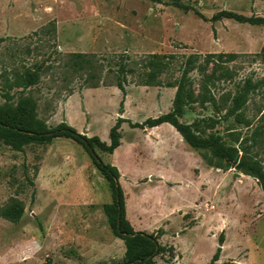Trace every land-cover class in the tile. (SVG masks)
<instances>
[{
	"label": "rangeland",
	"instance_id": "1",
	"mask_svg": "<svg viewBox=\"0 0 264 264\" xmlns=\"http://www.w3.org/2000/svg\"><path fill=\"white\" fill-rule=\"evenodd\" d=\"M220 11L264 17V0H0V105L16 88L5 79L40 68L39 83L27 92L47 126L67 123L79 134L109 144L118 117L142 123L172 109L175 88L138 86L141 60L150 54L171 56L160 80L180 79L184 62L197 100L179 119L191 124L213 119L204 135H219L228 146L251 144L256 128L264 132V25L238 23ZM73 53L92 55L96 89L85 73L67 66ZM126 97L114 85L121 65ZM98 78L94 80L96 82ZM256 85L242 109L248 124L224 119L245 82ZM205 95L207 102L198 97ZM113 154L95 150L97 159L119 172L126 219L137 232H162L158 242L174 248L156 264H208L216 248L217 264H264V194L256 180L235 169L209 167L185 150L167 125L155 129L120 128ZM251 154L264 168V134ZM157 173L165 175L167 184ZM241 176H236L235 174ZM22 202L17 223L0 217V264H107L123 259L124 244L103 214L111 190L86 151L65 137L30 144L22 152L0 140V209ZM223 236V245L218 244Z\"/></svg>",
	"mask_w": 264,
	"mask_h": 264
},
{
	"label": "trees",
	"instance_id": "2",
	"mask_svg": "<svg viewBox=\"0 0 264 264\" xmlns=\"http://www.w3.org/2000/svg\"><path fill=\"white\" fill-rule=\"evenodd\" d=\"M223 18L234 20L238 23L251 25H264V17H245L230 11H220L213 18L216 22ZM171 56L150 54L141 60L143 72L139 75L138 86L144 87H165L175 88V94L172 101V109L165 114L155 118H147L142 123H132L129 120L118 117L114 125L109 130V144L100 141L97 136L86 137L79 134L74 128L65 122H61L55 127H49L37 116V104L34 98L27 94L31 88L39 83L40 68L25 69L17 71L12 75V79H5L4 85L7 88H16L17 100L11 103L12 98L5 95L4 104L0 105V140L11 146L15 151L22 152L24 147L30 144L46 145L50 144L55 138L65 137L79 144L88 154L93 166L100 172L109 184L111 190V202L103 204L102 210L106 217V222L112 234L120 239L124 244L123 259L119 262H110L107 264H156L154 258L163 255L165 252L173 255L172 246H162L158 240L162 236L159 231L156 234H147L145 232L134 231L126 219L124 196L119 185V172L116 167L110 164L101 163L95 154L98 149L102 153L113 154L120 146V128L123 123H127L131 128L151 129L161 124L171 125L181 136L183 141L193 150L199 153L202 160L209 167L220 169L224 172L235 169L237 172L256 180L257 185L264 194V168L256 155L251 154V148L258 145L264 132L256 128L251 136V144H239V147L226 145L219 135L210 133L204 135L201 130L212 129L217 120L211 118L199 120L191 124H184L179 119L184 114V108L190 106L197 99L194 98L190 89L191 81L188 74L195 69L194 60L188 57L184 62V67L179 80L163 83L160 80L161 74L167 68V59ZM92 55L73 53L68 56L67 66L74 73L87 74L85 79L87 88L96 89L100 82V77L95 74L96 63ZM133 68L121 65L114 85L121 93L118 113L123 114L124 100L126 97L125 83L126 74L132 73ZM98 78L96 82L94 80ZM256 85L247 80L241 90L232 97L231 106L227 109L224 119L234 117L237 124H248L243 116L242 109L245 106L248 96L255 89ZM201 103L207 102L205 95L198 97ZM24 212L22 202L11 199L4 207L0 209V217L11 222H19ZM218 244L223 245V236H219ZM220 246L216 248L208 264H217L220 257Z\"/></svg>",
	"mask_w": 264,
	"mask_h": 264
},
{
	"label": "crops",
	"instance_id": "3",
	"mask_svg": "<svg viewBox=\"0 0 264 264\" xmlns=\"http://www.w3.org/2000/svg\"><path fill=\"white\" fill-rule=\"evenodd\" d=\"M162 125H167V127L170 129V130H173L174 131V133H175V136L177 137V139H178V142L179 143H181V146L185 149V150H188V151H190V153L194 156V157H196L195 156V154H194V151L183 141V139L181 138V136L175 131V129L171 126V125H169V124H166V123H164V124H161L160 126H157V127H154V128H151V129H155V128H159V127H162ZM148 130V129H147ZM120 147V146H119ZM118 147V148H119ZM158 174V177H160V179H161V181L160 182H163L164 184L166 183L167 184V182H169L168 180H166V178H165V175L164 174H162V173H157ZM239 176H241V175H239ZM243 177H244V175H242Z\"/></svg>",
	"mask_w": 264,
	"mask_h": 264
},
{
	"label": "water",
	"instance_id": "4",
	"mask_svg": "<svg viewBox=\"0 0 264 264\" xmlns=\"http://www.w3.org/2000/svg\"><path fill=\"white\" fill-rule=\"evenodd\" d=\"M235 175H236V176H239V174H237V173H236Z\"/></svg>",
	"mask_w": 264,
	"mask_h": 264
}]
</instances>
